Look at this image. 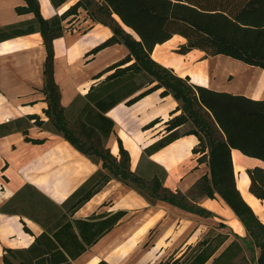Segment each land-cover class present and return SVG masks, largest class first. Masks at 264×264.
<instances>
[{
	"label": "crops",
	"instance_id": "1",
	"mask_svg": "<svg viewBox=\"0 0 264 264\" xmlns=\"http://www.w3.org/2000/svg\"><path fill=\"white\" fill-rule=\"evenodd\" d=\"M37 1L41 15L50 19L62 15L79 0L58 4L52 0ZM94 1L103 3V0ZM27 4V0H0V27L23 22L33 26L35 11H18V7ZM113 15L128 33L140 39L117 14ZM63 26V35L53 41L54 76L61 89V104L69 107L78 96L86 95L93 85L113 73L114 69H106L127 57L130 49L125 43L117 42L91 52L114 32L109 25L95 21L86 7L66 17ZM186 42L184 36L174 34L157 44L151 56L176 74L189 76L192 83L264 99L263 68L257 66L262 69L259 72L255 65L232 56L207 55L200 49L179 52ZM46 57L43 35L38 30L0 41V124L25 119L18 129L0 136V264H24L15 251L27 250L37 238H40L42 264H98L101 261L158 264L173 256L174 259L181 257L210 229L230 235L221 250L237 239L244 251L236 261L256 264L250 261L253 253L244 240L250 238L245 225L221 197L201 196L192 200L213 212L206 217L165 200L151 203L131 185L112 177L73 212L64 207L69 197L103 166L102 161H93L51 126L45 114L48 107L44 91ZM134 61L133 57L122 66ZM138 82L141 88L106 113L114 125L105 145L120 157L122 144L130 155L131 171L149 179L158 175L163 177L165 187L187 193L210 171L207 161H199L204 152H194L200 138L195 133L183 134L153 152L148 160L159 166L143 161L144 150L167 133L168 121L183 109L172 94L161 93L164 88L128 104L127 100L154 84L143 77ZM30 115H39L41 123L28 119ZM27 120L31 122L29 126ZM153 120L157 121L148 127ZM191 127L192 123L187 122L179 129L186 131ZM232 156L238 187L237 165L247 174L252 193L248 169L264 167V161L237 148L232 150ZM3 206L6 211L1 210ZM229 210L242 225L241 230L230 224ZM118 211L125 214L112 224V215ZM255 212L264 223L262 214ZM220 223L228 227L220 228ZM258 253L257 248L254 256ZM37 255L26 254L34 262Z\"/></svg>",
	"mask_w": 264,
	"mask_h": 264
},
{
	"label": "trees",
	"instance_id": "2",
	"mask_svg": "<svg viewBox=\"0 0 264 264\" xmlns=\"http://www.w3.org/2000/svg\"><path fill=\"white\" fill-rule=\"evenodd\" d=\"M52 1L58 4L65 0ZM27 3L25 7H18V11H35V24L30 26L23 22L0 27V41L36 30L42 33L47 49L44 91L48 107L45 114L56 132L93 161H102L103 166L63 206L73 212L112 177L131 185L151 203L165 200L206 217L213 215V212L192 200L201 196L221 197L246 227L250 238L244 240L253 253L250 261L264 264V223L237 185L232 156V150L237 148L264 161V99H253L192 83L189 76L176 74L172 68L160 64L151 56L157 44L167 41L174 34H181L187 39L178 49L181 53L200 49L207 55L225 54L264 69V0H103L102 4H96L94 0H79L62 15L50 19L41 15L37 0H27ZM80 7L88 8L95 21L109 25L114 32L112 37L91 52L96 53L106 46L123 42L129 47L130 54L106 69H114V72L107 75L104 81L93 85L86 95L78 96L69 107H65L61 104V89L54 76L53 41L63 35L66 17L77 13ZM114 13L139 35V40L122 27ZM133 57L134 62L122 66ZM141 77L148 78L149 84H154L127 100L128 104L153 90L164 88L161 93L172 94L183 109L180 115L168 121L167 133L144 150L142 160L156 166L155 162L148 160V156L156 150L183 134L195 133L200 138L194 152H204L199 161H207L210 171L187 193L165 187L163 177L158 175L149 179L131 171L130 155L122 144L120 157L113 155L105 145L114 125L106 113L141 88L142 84L138 82ZM28 119L41 123L39 115H30ZM23 120L18 118L1 123L0 136L18 129ZM30 120H27V126L31 124ZM156 121L153 120L148 127ZM187 122H191L192 127L181 131L179 127ZM248 173L251 192L264 200V167L254 166L248 169ZM1 210L6 211V206ZM124 214V211L114 213L112 224ZM218 227L228 226L220 223ZM229 237L228 233L210 229L181 257L174 259L173 256L158 264H206L209 261L210 264H243L236 261L244 251L237 239L221 250ZM39 241L40 238H37L27 250L15 251L24 264H42ZM257 248L259 253L255 257ZM34 253L38 254L36 262L26 256ZM98 264L109 263L101 261Z\"/></svg>",
	"mask_w": 264,
	"mask_h": 264
},
{
	"label": "bare ground",
	"instance_id": "3",
	"mask_svg": "<svg viewBox=\"0 0 264 264\" xmlns=\"http://www.w3.org/2000/svg\"><path fill=\"white\" fill-rule=\"evenodd\" d=\"M253 69V68H252ZM255 69V68H254ZM237 172L239 177V188L242 191L245 199L251 204V206L264 218V204L249 191V179L245 171L241 166L237 165ZM227 212L228 217L231 219L230 224L238 230L242 229L240 222L233 216L232 212Z\"/></svg>",
	"mask_w": 264,
	"mask_h": 264
},
{
	"label": "rangeland",
	"instance_id": "4",
	"mask_svg": "<svg viewBox=\"0 0 264 264\" xmlns=\"http://www.w3.org/2000/svg\"><path fill=\"white\" fill-rule=\"evenodd\" d=\"M255 68H257L258 70H259V72L262 70L261 68H259V67H255ZM71 125V124H70ZM77 133H78V131H77ZM107 172H109L110 173V171L109 170H106ZM249 254H251L250 252H249ZM250 256V255H249Z\"/></svg>",
	"mask_w": 264,
	"mask_h": 264
}]
</instances>
